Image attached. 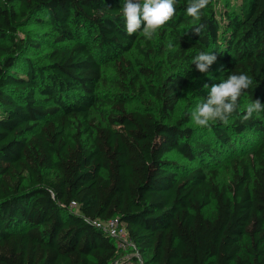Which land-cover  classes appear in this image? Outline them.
<instances>
[{"label": "trees", "instance_id": "16d2710c", "mask_svg": "<svg viewBox=\"0 0 264 264\" xmlns=\"http://www.w3.org/2000/svg\"><path fill=\"white\" fill-rule=\"evenodd\" d=\"M216 2L193 21L176 0L147 40L126 33L123 0H0V264H112L124 252L93 222L115 217L144 264H264V111L241 122L264 104V0ZM38 15L53 36L44 63L27 56L38 40L19 36ZM200 52L219 72L196 82L199 101L232 72L253 81L206 139L175 118ZM132 93L155 106L131 108ZM174 151L199 165L178 168ZM223 155L227 182L209 159Z\"/></svg>", "mask_w": 264, "mask_h": 264}, {"label": "clouds", "instance_id": "9594fccd", "mask_svg": "<svg viewBox=\"0 0 264 264\" xmlns=\"http://www.w3.org/2000/svg\"><path fill=\"white\" fill-rule=\"evenodd\" d=\"M210 0H188L186 15L193 21H199L201 12L207 7ZM176 0H123L121 15L124 20L126 33L131 36L139 33L145 39L151 40L154 34L175 15ZM205 25L200 24L192 29L200 35ZM217 61L216 53L200 52L193 60L196 70L208 72L211 65ZM253 81L246 73H230L226 79L210 88L207 84V97L198 103L190 113L193 123L200 127H209L210 122L219 121L225 125L239 107V98L249 89ZM264 111V104L259 99L248 103L241 122L251 119L254 113Z\"/></svg>", "mask_w": 264, "mask_h": 264}, {"label": "rangeland", "instance_id": "374dc122", "mask_svg": "<svg viewBox=\"0 0 264 264\" xmlns=\"http://www.w3.org/2000/svg\"><path fill=\"white\" fill-rule=\"evenodd\" d=\"M240 0H217V10L225 9L227 6L235 7ZM221 11V10H220ZM19 36L25 38L29 36L32 40H38L40 43L39 46L33 47L28 51V57H31L38 63H44L46 60L47 54L51 51L50 48V40H52L53 36L51 34V28L48 25L47 19L43 15L36 16L35 19L30 21L19 33ZM155 62L158 64L154 66L155 69H160V59L153 58ZM165 72L166 70L163 68L162 70ZM219 72V65L213 64L210 66L208 72L201 73L197 70V72L193 75L191 83L185 89V92L181 96L180 102L177 107L175 118L182 119L184 115H189L194 110L195 106L200 103L196 97V93L193 91L196 82H200L204 78H209L215 75H218ZM105 73L109 78L117 77L116 73L113 69L106 67ZM102 94H109L114 92V88L111 87L110 82L108 81L107 84L103 85ZM129 105L131 108H142L144 106H155V102L153 99L150 98L148 94H140V93H132L131 99L129 101ZM97 119V122H103V114L102 112H95L92 114ZM189 126H191L197 132V136L201 139L211 138L212 136L203 135V131L206 127H200L193 123L190 117ZM168 158L174 162L178 166V168L182 170L189 171L199 165L197 162H189L185 158H183L177 151H174L167 155ZM227 157L223 155L222 158H219L217 161L216 158H209L210 162L213 163L214 167H217L219 170L218 179L220 182H227L230 179V168L228 166ZM206 168V167H205ZM207 169V168H206Z\"/></svg>", "mask_w": 264, "mask_h": 264}, {"label": "built area", "instance_id": "2783aa9c", "mask_svg": "<svg viewBox=\"0 0 264 264\" xmlns=\"http://www.w3.org/2000/svg\"><path fill=\"white\" fill-rule=\"evenodd\" d=\"M71 205L75 206L76 204L72 202ZM93 224L98 229L115 238L118 249L124 252V255L116 258L112 264H144L140 252L129 237L125 223L118 217L106 221L96 220Z\"/></svg>", "mask_w": 264, "mask_h": 264}]
</instances>
